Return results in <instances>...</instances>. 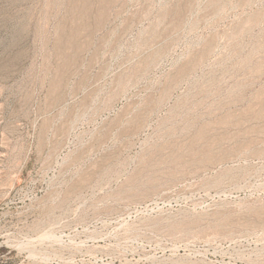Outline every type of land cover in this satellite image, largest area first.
I'll return each instance as SVG.
<instances>
[{
  "label": "rangeland",
  "instance_id": "374dc122",
  "mask_svg": "<svg viewBox=\"0 0 264 264\" xmlns=\"http://www.w3.org/2000/svg\"><path fill=\"white\" fill-rule=\"evenodd\" d=\"M0 264H264V0H0Z\"/></svg>",
  "mask_w": 264,
  "mask_h": 264
}]
</instances>
